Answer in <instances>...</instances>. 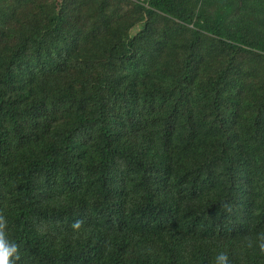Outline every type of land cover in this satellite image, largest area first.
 Instances as JSON below:
<instances>
[{"label": "trees", "instance_id": "1", "mask_svg": "<svg viewBox=\"0 0 264 264\" xmlns=\"http://www.w3.org/2000/svg\"><path fill=\"white\" fill-rule=\"evenodd\" d=\"M0 213L19 264H264V0H0Z\"/></svg>", "mask_w": 264, "mask_h": 264}, {"label": "clouds", "instance_id": "2", "mask_svg": "<svg viewBox=\"0 0 264 264\" xmlns=\"http://www.w3.org/2000/svg\"><path fill=\"white\" fill-rule=\"evenodd\" d=\"M82 223L83 221L80 220L74 221L72 228L78 230ZM7 227V218L0 213V264H19L21 261L20 245L8 238ZM258 239L259 250L261 254H264V234H261ZM249 246L251 247V244ZM215 264H229L228 254L219 253L215 257Z\"/></svg>", "mask_w": 264, "mask_h": 264}]
</instances>
